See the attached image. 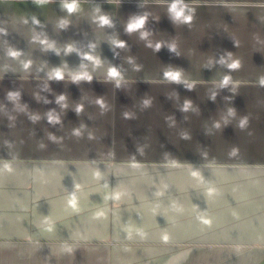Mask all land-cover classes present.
Instances as JSON below:
<instances>
[{
	"label": "crops",
	"instance_id": "obj_1",
	"mask_svg": "<svg viewBox=\"0 0 264 264\" xmlns=\"http://www.w3.org/2000/svg\"><path fill=\"white\" fill-rule=\"evenodd\" d=\"M61 2L0 0V264H264V0H186L190 26L166 0H79L72 14ZM97 5L113 27L94 22ZM140 12L153 45L180 56L124 31ZM228 52L238 70L205 67ZM170 65L193 90L164 79ZM84 70L92 80L73 82Z\"/></svg>",
	"mask_w": 264,
	"mask_h": 264
},
{
	"label": "clouds",
	"instance_id": "obj_2",
	"mask_svg": "<svg viewBox=\"0 0 264 264\" xmlns=\"http://www.w3.org/2000/svg\"><path fill=\"white\" fill-rule=\"evenodd\" d=\"M166 6H167V16L169 20L173 23V25L176 24H184V25H191L192 21L195 16V10L189 6V4L186 2V0H166ZM140 8L144 7V3L141 2L139 4ZM61 8L62 10L66 11L68 14H72L74 12H77L79 10V0H62L61 2ZM95 12L97 15L94 16V22H96L100 27H113V20L112 18L106 13L103 12L99 5L96 6ZM149 13L148 12H140V13H133L130 14L126 24L124 25V31L127 34L132 33H139V38L141 40L146 41L147 47H152L155 52H159L161 48L167 47V49L174 53L177 56H180V53L178 51L177 45L175 43H165L161 41H157L154 45L149 40V36L152 34V30L148 29L146 27L148 20H149ZM111 44L114 47L118 48H125L126 41L121 39H113L111 41ZM94 47V45H93ZM73 48L71 46H68L67 52H71ZM11 55H17L16 52H12ZM85 58L89 61H92L95 66L99 67L102 64V61L100 58L95 57L91 54H85ZM129 62H131V58L129 59ZM214 64H219L226 69L229 70V72L238 70L240 68V63L237 60H231V53L228 52L227 55H222L219 57L218 60L213 59L209 60L208 64L205 65L206 68H211ZM25 67H28L26 64ZM138 70V69H137ZM164 79L168 82L176 83V84H183L188 90L194 89V84L190 83L189 81L185 80L183 78V69L179 67H172L171 65L164 71L163 73ZM50 78H55L57 80H61L64 78V73L61 69L56 68L50 73ZM107 79L113 80L116 83V86L119 87L121 84V81L123 80L122 73L120 69L117 66H110L107 71ZM73 82L78 83L81 80L91 81L92 75L84 70V71H78L74 73L71 77ZM232 79L230 75L223 76L219 81V89L227 88L229 85H231ZM261 86H264V78H261L259 81ZM216 92H214L211 95V99L215 100ZM15 95V94H10ZM65 100V96L61 95L57 98V102H61ZM97 104H99L102 108L105 106L102 99H97ZM144 106L147 107L150 105V101L145 99L144 100ZM191 108V101L185 100L183 104V111H187ZM82 110V105L77 106V113H79ZM127 116V113L125 114ZM227 116L234 117L235 116V109L229 108L227 111ZM50 121H55L58 119V117H55L53 115H49ZM225 123H227V119L225 118ZM247 124V117L242 118L239 121V127L243 129ZM215 127L219 128L220 124H215ZM78 134V133H77Z\"/></svg>",
	"mask_w": 264,
	"mask_h": 264
},
{
	"label": "rangeland",
	"instance_id": "obj_3",
	"mask_svg": "<svg viewBox=\"0 0 264 264\" xmlns=\"http://www.w3.org/2000/svg\"><path fill=\"white\" fill-rule=\"evenodd\" d=\"M56 117V92L46 91L45 93V134L48 141L54 144L56 142V120L50 121L49 115ZM193 253V252H191Z\"/></svg>",
	"mask_w": 264,
	"mask_h": 264
},
{
	"label": "bare ground",
	"instance_id": "obj_4",
	"mask_svg": "<svg viewBox=\"0 0 264 264\" xmlns=\"http://www.w3.org/2000/svg\"><path fill=\"white\" fill-rule=\"evenodd\" d=\"M47 9H48V8H47ZM37 12H38V11H37ZM57 22H58V20H57ZM57 24H58V23H57ZM34 25H35V24H34ZM36 26H37V25H36ZM54 40H55V39H54ZM55 41H56V40H55ZM35 50H36V49H35ZM33 55H34V54H33ZM75 56H76V55H75ZM33 57H34V56H33ZM18 168H19V167H18ZM20 169H21V168H20ZM29 169H30V168H29ZM23 170H25V169H23ZM26 171H27V169H26ZM47 171H49V170H47ZM37 196L39 197L40 195H37ZM37 196H36V197H37ZM44 199H46V198H44ZM40 200H41V199H40ZM29 203H30V202H29ZM40 204H41V203H40ZM40 204H39V206H40ZM42 204H43V203H42ZM34 205H35V204H34ZM37 205H38V204H37ZM45 205H46V204H45ZM55 206H56V205H55ZM55 206H54V207H55ZM47 207H48V206H47ZM49 208H50V206H49ZM51 208H52V207H51ZM51 208H50V210H52ZM49 212H51V211H49Z\"/></svg>",
	"mask_w": 264,
	"mask_h": 264
},
{
	"label": "snow or ice",
	"instance_id": "obj_5",
	"mask_svg": "<svg viewBox=\"0 0 264 264\" xmlns=\"http://www.w3.org/2000/svg\"><path fill=\"white\" fill-rule=\"evenodd\" d=\"M74 203V202H73Z\"/></svg>",
	"mask_w": 264,
	"mask_h": 264
}]
</instances>
